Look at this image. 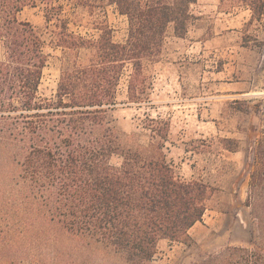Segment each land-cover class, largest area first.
<instances>
[{"label":"trees","instance_id":"trees-1","mask_svg":"<svg viewBox=\"0 0 264 264\" xmlns=\"http://www.w3.org/2000/svg\"><path fill=\"white\" fill-rule=\"evenodd\" d=\"M38 1L54 0H0V41L6 48L0 63V145L9 150L11 163L21 166L26 199L34 216L44 218L54 244L49 256L31 263L92 264L89 256L99 253V264H151L159 242L167 240L191 250L189 264H264L263 247L207 250L206 243H197L190 231L204 219L211 188L181 176L164 155L132 145L112 115L127 65L132 66L129 103L147 101L152 86L147 65L158 62L169 29L186 38L198 0H107L128 19L125 43L113 40L106 20L95 27L97 40L62 32L59 46L92 56L86 64L64 66L56 101L38 96L47 64L44 42L30 22L19 20L24 8ZM220 2L228 12L248 8L251 23L264 17V0ZM52 19L48 13V25ZM62 27L68 30L66 22ZM253 152L246 204L264 241V132ZM114 155L122 158L119 166L111 162ZM83 249L90 252L86 261L80 260Z\"/></svg>","mask_w":264,"mask_h":264},{"label":"rangeland","instance_id":"rangeland-1","mask_svg":"<svg viewBox=\"0 0 264 264\" xmlns=\"http://www.w3.org/2000/svg\"><path fill=\"white\" fill-rule=\"evenodd\" d=\"M89 1L99 7H80L76 0L38 1L19 14V20L30 22L44 42L47 64L38 90L43 100H57L68 62L86 64L92 56L91 51L59 46L62 32L97 40L100 31L95 27L106 20L115 42L128 39V19L116 6L107 0ZM53 5L61 9L52 10ZM226 9L220 0H198L191 6L196 19L186 38L169 29L158 62L147 65L152 86L141 105L129 103L132 66L127 65L112 115L118 130L131 136L132 145L136 142L164 155L181 176L211 188L204 219L190 231L197 243H206L207 250L264 248L246 204L253 150L264 132V17L251 23L248 8ZM48 13L53 18L49 25ZM64 22L68 30L62 27ZM5 56L0 41V63ZM227 146L238 149L231 152ZM8 154L0 145V264H32L35 258L49 256L54 244L48 241L44 218L34 216L26 199L21 166L12 164ZM111 162L119 166L122 158L114 155ZM88 254L83 249L80 260L86 261ZM190 255L185 244L164 240L151 264H189ZM101 257L94 253L89 259L99 264Z\"/></svg>","mask_w":264,"mask_h":264},{"label":"crops","instance_id":"crops-1","mask_svg":"<svg viewBox=\"0 0 264 264\" xmlns=\"http://www.w3.org/2000/svg\"><path fill=\"white\" fill-rule=\"evenodd\" d=\"M161 241H164V240H161Z\"/></svg>","mask_w":264,"mask_h":264}]
</instances>
